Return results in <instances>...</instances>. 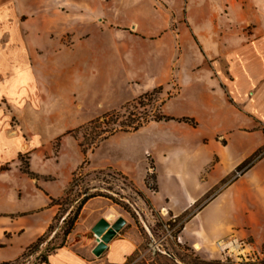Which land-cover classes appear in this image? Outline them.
I'll list each match as a JSON object with an SVG mask.
<instances>
[{
  "label": "rangeland",
  "instance_id": "374dc122",
  "mask_svg": "<svg viewBox=\"0 0 264 264\" xmlns=\"http://www.w3.org/2000/svg\"><path fill=\"white\" fill-rule=\"evenodd\" d=\"M188 2L0 0V211L13 213L0 220L27 228L0 241V264H38L62 242L84 245L90 262L106 264L109 245L126 237L138 246L126 264H264L255 254L248 256L255 260L241 261L237 252L198 250L188 240L164 242L166 250L156 255L148 251L153 236H163V223L176 226L180 236L187 217L239 177L237 171L241 175L254 163L247 178L264 179V160L259 159L264 146L256 148L261 136L239 132L226 146V128L237 125L215 123L191 88L182 94L193 74L226 71L221 66L217 72L210 61L203 67L178 61L183 47L200 49L190 28ZM168 113L178 118L168 119ZM194 114L201 125L192 118L193 123L182 120ZM136 125L142 126L135 130ZM258 129L264 134L263 126ZM156 173L159 191L153 195ZM240 185L209 203L200 218L208 224L215 216L224 220L220 211L232 212L227 195ZM88 191L97 196L82 206L65 235L64 219ZM168 194L180 217L160 214ZM47 195L59 204L58 219L32 249L43 236L35 230L48 213H21L52 200ZM189 196L196 198L192 207L187 206ZM255 206L264 225L261 195L250 203ZM103 218L111 229L121 223L96 255L103 236L93 227ZM213 235L226 238L222 229ZM259 249L264 253V245Z\"/></svg>",
  "mask_w": 264,
  "mask_h": 264
},
{
  "label": "crops",
  "instance_id": "0c3cea01",
  "mask_svg": "<svg viewBox=\"0 0 264 264\" xmlns=\"http://www.w3.org/2000/svg\"><path fill=\"white\" fill-rule=\"evenodd\" d=\"M120 2H125V0H120ZM188 5L190 28L197 37L200 49L183 47L182 57L178 61L183 66L201 67L210 61L217 67V72L221 66L226 67V71L225 74L217 73V76H211L207 69H203L201 74H193L187 80V84L182 87V94L187 93L186 91L191 88L195 97L201 102L202 109L215 117V123L237 125L226 128L229 132H224L222 136V138L227 137L228 144L226 146L230 145L232 135L239 132L259 134L262 140L256 148L264 146V134L261 129H258V125L264 127V0H190ZM191 6L197 12L195 13L198 18L196 25L191 20V15L194 12L192 10L191 13ZM187 101L190 104L189 98ZM230 115L231 119L233 118L232 124L229 123ZM166 117L178 118L169 113ZM188 118L194 119L198 125L202 124L200 117L195 114ZM218 154H220L219 163L221 164L222 156L220 152ZM259 159L260 161L264 160V155ZM255 166L256 164L253 163L246 172ZM232 170L233 168L230 167L227 174L229 175ZM246 172L238 175L239 177L230 185L223 186L221 189L223 191H218L205 198L204 205L186 220L179 236L180 242L188 240L193 247L199 246L198 250L204 249L208 252H214L216 248L223 255L217 244L219 239L213 235L214 229H222L226 232L224 241L230 238L246 240L251 243L254 249L260 250L259 248L264 245V225L259 220V208L250 207V203H257L258 195L264 199V179L259 180L256 177L248 179ZM181 177L186 181L187 177H184V174ZM156 180L157 190L153 195L159 191L157 173ZM143 181L144 183H139L134 180L139 185L146 183L144 179ZM237 182L241 183L240 187L227 195L230 199L232 212L222 209L220 213L224 216V220L215 216L213 222L205 223L199 213L209 203L223 197L224 191ZM47 196L52 197V195ZM53 198L52 200L47 199V202L42 206L21 213L26 215L40 213L43 210L48 213V218L39 221L38 228L35 230L38 237L47 232L58 216L57 205L59 204L55 203ZM149 198L153 203L151 195ZM195 203L196 198L189 196L187 206L192 207ZM162 205L175 217L182 215L180 212L173 211L175 200L171 194L165 197V204ZM12 214L6 210L0 211L2 218L10 217ZM194 218L195 221H192ZM14 221H10L11 225L0 220V241L4 240L7 234L15 235L20 232L22 234L26 231L27 228L18 225V223L13 224ZM137 247L136 242L127 237L115 240L106 251V264H126L136 252ZM90 257V253L88 249L84 248V245L77 248L64 245L53 251L48 256V263L43 264H91Z\"/></svg>",
  "mask_w": 264,
  "mask_h": 264
},
{
  "label": "built area",
  "instance_id": "2783aa9c",
  "mask_svg": "<svg viewBox=\"0 0 264 264\" xmlns=\"http://www.w3.org/2000/svg\"><path fill=\"white\" fill-rule=\"evenodd\" d=\"M238 175L240 172H237ZM160 214L162 216H168L170 212L166 208L160 209ZM177 218V217H176ZM175 217H170L169 221L176 222ZM176 226L173 228L169 222L163 223L162 231L163 236L161 238H156L153 236L152 241L149 243L148 251L152 255H156L157 253L163 252L166 250L164 246V242H168L169 240L175 241L179 240V236L175 234ZM218 245L220 249L224 252V254L232 256L233 253L237 252V256L240 257L239 259L243 261L249 260L248 256L255 254L256 258L259 257L260 260L264 258V253L261 250L254 249L253 246L249 241L246 240H237L235 238H230L224 241L223 239H219ZM250 260H255L254 258H250ZM97 264V263H91ZM101 264V263H99Z\"/></svg>",
  "mask_w": 264,
  "mask_h": 264
},
{
  "label": "trees",
  "instance_id": "16d2710c",
  "mask_svg": "<svg viewBox=\"0 0 264 264\" xmlns=\"http://www.w3.org/2000/svg\"><path fill=\"white\" fill-rule=\"evenodd\" d=\"M162 118H163V116H161V117H156V120H161ZM165 118H166V117H165ZM167 118H168V117H167ZM168 119H171V118H168ZM182 120L187 121V122H192L191 119H189V118H187V117L182 118ZM192 123H193V122H192ZM141 126H142V125H136V126L134 127V129L137 130V129L140 128ZM259 155H263V153L260 152ZM96 196H97V194H92V193H90V192L88 191V192L86 193V195H85L82 199H80V201H77V199L75 200V201H77V204H78V205H76L73 209H71V211H70V213L68 214V216L64 219V223L68 225L67 228H66V231H65V235H68V234L70 233V231H71V229H72V227H73V224L75 223V221H76L77 218H78V215H79V213H80V210L82 209V206H83L85 203H87V201H89L90 199H92L93 197H96ZM200 208H201V207H199V209H200ZM188 218H189V217H187V219H188ZM57 219H58V216L54 219L53 223L51 224V226L49 227V229L47 230V232H46L41 238L38 239V242L35 243L33 246H31L32 249H33V247H37V245H39L40 243H42L43 240L45 239V237H47V236L49 235V233H50L51 231H53V229H54V222H55ZM187 219H186V220H187ZM63 246H64V243L62 242V243H60L59 246L54 247L53 250H51V251H55L56 249L61 248V247H63ZM51 251H50V253H48V254H46V255H43V257L41 258V260H40V262H39L38 264L48 263V256L52 253Z\"/></svg>",
  "mask_w": 264,
  "mask_h": 264
},
{
  "label": "water",
  "instance_id": "95a60500",
  "mask_svg": "<svg viewBox=\"0 0 264 264\" xmlns=\"http://www.w3.org/2000/svg\"><path fill=\"white\" fill-rule=\"evenodd\" d=\"M120 223L121 222L115 223L114 229H111L109 227V222L104 218L96 223V225L93 227V232L97 236H103L100 240L101 243L94 249V253L96 255H100L104 251V249H106V243L109 242V240L114 236L115 229H119Z\"/></svg>",
  "mask_w": 264,
  "mask_h": 264
},
{
  "label": "bare ground",
  "instance_id": "6f19581e",
  "mask_svg": "<svg viewBox=\"0 0 264 264\" xmlns=\"http://www.w3.org/2000/svg\"><path fill=\"white\" fill-rule=\"evenodd\" d=\"M97 239L99 240V239H100V237H99V238L97 237ZM196 247H197L198 249H200V248H199V246H196Z\"/></svg>",
  "mask_w": 264,
  "mask_h": 264
}]
</instances>
